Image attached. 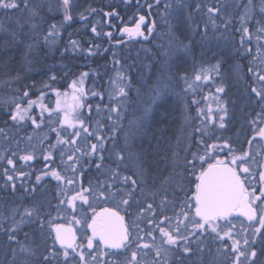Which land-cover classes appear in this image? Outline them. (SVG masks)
Returning <instances> with one entry per match:
<instances>
[{"label":"rangeland","instance_id":"obj_1","mask_svg":"<svg viewBox=\"0 0 264 264\" xmlns=\"http://www.w3.org/2000/svg\"><path fill=\"white\" fill-rule=\"evenodd\" d=\"M100 1L101 0H94L93 2L90 0H70V12L75 19L74 24L64 20L65 13L62 6V0H29V7H35L36 11L38 12V15L35 17H32L28 10L23 6H21L19 11L0 9V66L8 67V70L4 68L0 69L3 70L0 72L1 107L3 105V108L6 106H13L15 101L25 102L24 96L22 95L23 92L28 91V87H34L37 90L43 88L44 85H47L49 80L53 79V77L55 78L57 73L55 70L60 69L61 71H64V73L69 72L68 66L63 63H51L52 70H54V72L49 71L46 73L45 71H41V66H45L42 58L48 56V61H52L55 56V50L60 48V45L64 40L66 41L67 39H76V36L84 37V39L87 40L86 36L89 33V29L92 27L90 22L93 21L92 23L95 27V21L97 18H95L96 20L93 19L82 24L78 23L77 20L88 15L93 9L94 5L98 4ZM125 2L128 3V5L135 4V7H133L132 11L130 12V18H133L135 17L136 11H141V6L145 1L142 2L140 0H136V3H134L132 0H125ZM258 12L261 14L260 11ZM56 16L59 19L55 20L54 18ZM101 21V27H104L105 29L107 28L105 36H108L107 34L111 33V31L106 26L105 18H103ZM33 25H35V27H33ZM52 25L56 26L55 29L52 28ZM248 26L249 25H247V27ZM260 27H264V25L259 23L251 24V28L254 31V35H251L253 45L251 46L250 51H248V49H250L248 45L247 49L245 50L246 54L248 52L249 55L257 53V64L261 67V69H264V47H262V45H264V37H262L260 40H257V29ZM176 30V26L167 24L165 35H167V37L169 35L173 37L176 34ZM45 37H47V42L45 41ZM78 39L80 38L78 37ZM69 40H67V44ZM246 41H248L247 37ZM211 42L213 43V48L215 51L219 52L220 54L221 52H224L225 55H228L226 50L231 46L226 47V43L228 42H225V39L221 35L212 36ZM223 43H225V46ZM236 43H241V40ZM165 47V51L161 52L162 54H165L161 56L163 61L162 63H164L165 66L170 67L173 65V63H178V61H185V56H181L184 55V53L179 51L177 46L173 47L171 44L167 43ZM233 47L236 48L235 46ZM17 52L18 54L20 53V57L18 55V58L15 60L13 56H16ZM71 52L70 46L67 45L62 53L58 52L56 54L57 59L59 62H61L60 59L63 57L62 55L67 56ZM1 54H7V56L11 57L6 62L4 59H2L3 57ZM145 54L146 52L144 51L143 55ZM215 57L218 59L222 57V55ZM244 58L245 55H243L239 60L237 58L233 59L232 64L229 63L231 66L227 68L222 67L221 62H217L208 65L205 71H202L203 69L190 70V73L185 75L177 73V77L170 76L171 72L169 70L171 69L166 67V71L163 72L161 78H158V75H155L156 78L154 82L156 90H163V92H161L159 96L158 94L155 95L154 98L149 97V100H146L145 103L140 104L141 107L144 106V108L142 115L138 117V119H140L139 122L144 124L146 123L147 126V120H151L152 117H155L157 123L156 127L153 129L154 131L149 134L145 130V133L142 134L137 131L136 128L131 127L132 140L135 139L134 143L131 142V139L128 143H126V139H124V133L122 132H116L117 134L114 136V141L112 142H109L108 138H106V152L104 153L105 158L103 160H98V163L101 164L100 170L95 168V163L93 166H90L89 171L91 173L92 170H94L96 175H98L103 180L101 183L113 182L109 179L113 170L118 172L120 176H132L133 179H137L138 187L133 194L142 195L141 193H146V195H142L143 198L138 202L140 205L136 204L131 209L132 213L129 212L130 214H128L130 221L129 225L134 232L140 231L138 233L140 234L143 232L142 229H148L150 231L154 227L153 225H149L148 221L144 219L139 220L140 217H138V215L141 213V209H145L142 212H145L148 215L146 218L154 219L157 222L160 219H163L164 216L170 217L171 221H165L163 226L169 231L175 228V222H177V217H179L181 212L180 206L184 204L185 201H191V198L195 194V185L198 181L197 178L199 173L202 170V167H207L206 164L202 165L198 159L194 160V157L204 155L205 149L208 145H221L227 142V144L231 147V152H229L227 148L219 152H217L215 149L209 152V155L217 156L219 159L224 160L230 159L233 154L240 155L246 151L251 152L257 160V153L260 154L264 150V139L258 137L254 131L257 126L264 127V123L261 122L264 120V102H261L260 99L256 97L255 94L250 90L251 96L253 98L249 102L244 98V103H242L243 109L239 108L238 114L234 113L237 105H240L241 107V97L239 94L237 95V91L239 90L235 89V86H247L248 84V86L251 87L250 82L255 81L258 83V79H256L257 77L255 78L253 76L254 72H246L244 70L245 66H242L245 65L243 62ZM76 59L78 60V56ZM78 64L80 65L77 73L80 76H85L83 75L86 73L84 70L88 66L89 62L86 61L84 63ZM141 65H145L144 68L148 69L145 61H143ZM181 71H184V69ZM257 73L264 74V72ZM28 75L30 76L28 77ZM79 75L78 77H80ZM108 75V79L105 82L103 88L100 82L95 88H87L81 84L80 80L77 82V88H82L84 94H90V97L93 96L95 99L100 97L99 102L103 100L104 111H102L105 113H100L99 117L101 119H106L105 121L111 120L110 124L113 125L115 129L119 130V116L123 115V113L127 111L128 107L125 101L128 99L130 91L127 87L118 86H126V83L129 85L130 78L124 73H121L120 70L116 71L115 69H113L111 72H108ZM197 75H200L202 79L196 80L195 77ZM123 76H126L127 78H124ZM205 76L210 77V79H204L203 77ZM156 80L158 81L156 82ZM224 86L227 88L226 91L222 93L216 92L217 87L224 88ZM121 88H123L126 92L123 95H121L119 91ZM66 89H68L66 91L67 103L73 102L71 100V96L73 94L79 93H74L72 87H68ZM17 90L19 93L21 92V95L17 92ZM150 92L151 89L148 86L147 93L149 94ZM93 93H95V95ZM90 97L87 96L86 99L89 100ZM81 103L84 106L86 105L83 103V100H81ZM160 104L164 107L162 108L163 111H168L163 113L159 109ZM221 104H223V106H225L228 110V115L224 120L225 128L223 129L219 127L218 119L219 116L222 115L220 112ZM168 105L169 107H167ZM64 108L61 110L63 111ZM69 108L70 106H68V109ZM112 109H116V111H112ZM158 109L159 112L161 111V113L156 111ZM38 113H40V111ZM45 116L47 117V114H45ZM213 117L216 119L213 120ZM252 121H257V123L253 124ZM51 122H53V120H51ZM37 123L42 124L40 128L37 129H43L45 126L44 120ZM29 125L32 127L33 124ZM43 136L44 132H42V135L39 136V140H41ZM253 137L256 138L253 139ZM116 141L119 142V145L116 144ZM249 141H251V144H249ZM122 144L129 146L128 148L130 149L125 148ZM136 145H139L140 147H137ZM28 153L32 154V152H20L21 155H26ZM116 153H119L125 158L123 163L119 166H117V164L114 162L116 159ZM7 155L8 153L5 154L4 152H0V157H3V159H0V193L3 192L2 190L4 188L3 171L6 168V160L10 158L6 157ZM36 155L39 156L38 154ZM110 155L111 158H109ZM188 161H192L195 166L193 167L189 165ZM72 167H75V165H72ZM251 167L254 171L256 165H252ZM78 169L79 168H77V170ZM133 173H143L144 180L147 182L142 183L137 176L133 175ZM61 175H64L67 179L77 180L76 174L68 171V165H65V169ZM96 185V182L87 179L82 187L87 188L91 186L95 188ZM120 187L125 188L127 186L121 184ZM76 188H80L77 183H74L73 185H66L64 183L59 185L61 192L63 191L66 194L70 193L72 189ZM42 191H44V189H42ZM60 197V201L65 199V195L61 194ZM42 198H45V196ZM90 202L94 203L97 211H99L101 207L107 206L114 208L115 210L118 209L117 211L123 213L128 212L126 207H129L120 205L118 200L115 202H101L91 201L90 198ZM149 203L153 205L154 215L146 210L147 204ZM22 204L23 202L20 203V206ZM41 204H43V207L41 208L29 205L25 206L24 208H21L20 206L14 208L12 204L7 209L8 212L4 213L5 215L9 216V226L12 229L16 228V223L21 221L22 217L24 222L27 220H33L35 222V224L33 222V233L28 232L27 230L29 229H27L24 224H21L20 228L17 229L15 241L13 242L17 244L15 251L18 259L24 258L20 254L19 248L25 245L33 249V251L36 253L35 257L40 253L42 256H44L46 254L44 253L46 250V242H49L51 239L49 233L51 231L52 225L54 224L59 223L64 224L65 226H76L77 230L82 236L83 225H76L72 222V217L74 215L77 216V219L80 217L76 212L69 210L66 204L61 205L59 203V207L63 210L59 211L58 214H55V219L52 220L51 218V220H49L50 222L45 221L46 217L42 216V211L43 214H46V202L42 203L41 201ZM131 204L132 202L129 200V205ZM10 207L12 208L9 211ZM79 207L80 205L77 204L78 209ZM33 209H39V218L33 216L31 219H29L24 215L26 210ZM85 210H87V206H85ZM188 210V208H185V211ZM88 215L91 216L92 213L88 211ZM1 216L2 215H0V237L4 233V226L3 222L1 221ZM180 219L183 218L180 217ZM40 221L44 222L43 231H41L40 228ZM139 221L141 222L140 224ZM36 223L38 225H36ZM184 223L188 224V228L194 231L188 221H185ZM232 223L236 225V227L232 230L235 238L241 239V236L238 235L239 233H246L251 238L254 227L250 226L249 224L242 223L239 220H232ZM253 225L257 226L256 224ZM181 229L183 230V225H181ZM23 230H25L22 235L24 239H18ZM157 231L158 230H152V236L156 238V244H160L161 236L156 235ZM51 232V235H53V231ZM25 233H27V236H25ZM82 238L83 240L85 239L83 236ZM200 240H202L203 243H200ZM200 240H197V237L195 236L192 237V245L194 248L198 249V247L200 248L201 246H204L203 244H205L207 241H210V243L213 241V244L215 243L217 248L213 249L215 253L213 261H216L217 264H231V262L224 263L223 255L220 253V250L217 246L219 240L216 241L213 235L208 234V231L204 232L203 236L200 237ZM144 243H152L151 237H145ZM241 243H243L242 239ZM83 246L84 245L81 247ZM261 246V242L256 243L259 264H264V256L259 255ZM175 248L176 247L173 246L167 257H156L155 248H153L147 253V257H145V259H148L149 261L159 260L160 264H179L178 262L181 259V255H176L175 258L173 257ZM58 250L60 253L61 250L59 248ZM101 250L105 251L102 248ZM85 252L86 259H88L89 264H94L88 255V250H85ZM93 252H95V249ZM105 252H107V250ZM60 255L61 261L64 262L62 254ZM107 258L108 257L106 256L99 258V264H105ZM231 259L232 254L230 252V260ZM69 260H72L73 264H75V260H73L72 257H69ZM148 260H145L147 264L149 263Z\"/></svg>","mask_w":264,"mask_h":264},{"label":"snow or ice","instance_id":"obj_2","mask_svg":"<svg viewBox=\"0 0 264 264\" xmlns=\"http://www.w3.org/2000/svg\"><path fill=\"white\" fill-rule=\"evenodd\" d=\"M159 3V0H157ZM69 5L70 0H62V6L64 9V20L69 21L72 19L69 15ZM23 6L28 10L29 14L32 17L38 15L35 7H29V0H0V9L3 10H16ZM222 7V6H221ZM221 7L209 8V14H218L221 12ZM151 8V5H149ZM199 8V5H197ZM245 12L241 16L240 23L241 28L240 32L242 33L241 44L244 42V38L247 37L251 40V35L247 25V17L251 14V11L254 8L252 0H248V3L244 6ZM183 10L182 8L180 9ZM259 11L264 15V0H260ZM110 15V14H109ZM145 21L144 16L139 17V22L136 23L135 29H123V31L128 32L129 35H140V26ZM35 27V25H33ZM55 25H52V28L55 29ZM92 31L95 33L96 29L93 28ZM257 40H260L264 37V27L257 29ZM111 36V33L107 34ZM47 42V37H45ZM73 47H75V42H73ZM264 47V45H262ZM250 51V49H248ZM253 71V69H249ZM83 75H87L84 73ZM258 81L262 83V87L258 90L257 88H252L251 92L255 94L256 97L260 99L261 102H264V74L256 73ZM204 79H210V77H203ZM54 79V77H53ZM196 80H201L202 77L197 75ZM82 83V81H81ZM71 87L74 90V93H79V95L73 94L71 100L73 104L71 109L73 112L81 108L83 105L81 103V97H83L84 92L82 88H77V82H73ZM120 94H124V89L121 88ZM217 93L224 92L223 87L216 88ZM95 95V93H93ZM24 97L28 96V92L25 91L22 94ZM59 95V94H58ZM44 93H40V99L42 101ZM37 103L34 100H28L27 106L22 107L21 102L15 101L13 103L14 111L11 112L10 119L14 122H22L25 119L31 121L36 128H40V124L37 123L34 117L28 115L33 106ZM195 103V101H194ZM57 109H60L61 104L65 105L63 119L58 121L61 127L64 126L70 128H76L79 124V128L71 133V139H61L60 131H56L57 135V145L61 146L60 151L63 153L64 149L69 145L72 146L70 154L67 155V160L72 161V164H77L76 154L79 153L81 156L87 158L95 154L97 160H103L104 153L106 152L105 143L106 138L101 135H96L95 139L97 143H92L88 147L90 151H82V145H77V139L80 137L81 130L87 135V128L84 127L83 121L79 120V117H75V122L69 119V111L67 106V97L62 101L57 100ZM41 112L40 117L43 121L44 112L47 110L46 106L43 103L40 104ZM116 111V109H112ZM220 112L222 115L219 116V127L225 128V117L228 115V110L223 104L220 106ZM52 111H48V117L51 119ZM213 120L216 118L213 117ZM264 123V120L261 121ZM253 124H256L257 121H252ZM66 130V129H65ZM254 131L256 135L261 139H264V127L257 126ZM0 132H3V129H0ZM87 135L85 140H87ZM256 137H253L255 139ZM31 139V137H29ZM108 139H112L111 137ZM251 144V141H249ZM57 145H52V148H55ZM227 148L231 152L230 145L227 142L222 145L211 144L208 145L205 149L204 155L199 157H194L198 159L201 164H206L207 167H202V170L198 176V182L195 185V194L191 198V201H185L182 204L181 212L179 217H177L176 226L173 230H167L163 225L165 221H171V218L164 216L163 219H160L158 222L154 219H149L148 224L153 225L152 230H158L161 236V243L156 244V238L152 236V230L147 234L151 237L152 243H143L140 244L136 241L143 239V237L137 236L136 240H133L131 234L129 233L128 228L124 224V217L120 215L118 211L111 207H101L97 211L96 206L91 201H101V202H115L119 201L120 205L130 206L129 200L132 199V194L135 192L138 187L137 179H133L132 176H120L118 172L113 170L112 175L109 177L112 183H97L96 187L91 186L87 188H76L72 189L70 193L66 194L63 191L62 195H65V199L61 200L59 203L61 205H67V208L72 212H76L79 215V219L74 215L72 217V222L76 225H83L82 236L86 239V244L83 247L76 245L77 235L76 230L64 224H54L51 227V231L55 232L54 244L58 242L60 247V253L55 251L49 252L48 255L42 256L43 264H52V259H55L57 255L62 254L64 259V264H73L72 260H69V257H72L75 260V264H89L88 259H86L85 249L88 250V255L94 264H99V258L108 257L109 259L105 261V264H121V257L124 258L123 264H142L143 256L138 259V254L144 252V250H152L155 248V256L167 257L171 252L173 246L176 247L177 251L181 255H188L192 253V237H197V240H200V237L203 236L205 231H208L209 235H213L216 240L224 241L231 240L230 252L232 254L231 264H259L258 253L256 250V239L257 235L261 236V247H260V256H264V186L260 187L259 193L254 186H251V180L256 179L258 176V181L264 184V162L259 163V171L254 173L252 165H257L256 157L251 152H243L240 155L233 154L230 159L224 160L219 159L217 156L209 155V152L212 150H217V152ZM15 155V153H13ZM259 155V153H257ZM116 159L115 163L117 166L123 163L124 156L119 153L115 154ZM35 157L28 153L26 155L20 156L19 159L25 162L32 161ZM44 160L49 161L53 159L51 152L48 155H45ZM63 159V156L61 157ZM111 158V155L109 156ZM3 159V157H0ZM212 161V162H210ZM6 163L12 166L13 171H15V164L12 159H7ZM188 164L195 166L192 161H188ZM95 168L100 170L101 164L96 163ZM68 171H71L73 174L77 173V168L69 166ZM4 174L6 176V182L9 183V186L14 190L16 184L13 182V175L8 174V169H4ZM51 175L57 182H66L68 185H73L78 183L74 179H66L64 175H61V172L56 169H51L50 173L45 172L44 175ZM24 175V173H20ZM79 175H83V172H80ZM137 176L142 183H146L144 180L143 173L137 174ZM242 176L244 177L242 179ZM118 178V179H117ZM37 181L41 179L40 176L36 177ZM246 181H248V186H246ZM126 185L127 187L122 188L120 185ZM23 186V185H22ZM130 189V190H129ZM143 191V190H142ZM79 203L80 207L77 208ZM191 205V207H190ZM87 206V210H85ZM185 208H188V211H185ZM194 209V211H193ZM145 209H141L144 211ZM147 211L154 215L153 205L151 203L147 204ZM88 211L92 213L91 216L88 215ZM259 213V217H258ZM29 219L33 216L39 218V209L26 210L24 213ZM234 215L242 216L246 218L249 222V225L254 227V231L251 234V239L246 233H239L241 239L235 238L233 235V229L236 227L232 223L230 218H233ZM182 217L183 219H180ZM188 221L191 224L192 229L188 228V224L184 222ZM252 222H255L254 226ZM24 223L23 217L21 221L16 223V228L11 230V234L8 235L10 241H15L16 231L20 228L21 224ZM183 225V230L181 229ZM40 228L43 231L44 222L40 221ZM90 229V235L87 234V230ZM27 236V233H25ZM99 243H95L96 241ZM200 243H203L200 240ZM133 244H135V249L133 250ZM101 247L108 249L109 251L105 252L101 250ZM95 249V252L92 250ZM71 250V251H69ZM198 251H200L198 247ZM20 254L24 257L23 259H18L16 251L12 250V264H32L30 257H34L36 253L29 246H21L19 248ZM147 255V253H144ZM155 264H160L159 260H155ZM213 264H217L216 261H213Z\"/></svg>","mask_w":264,"mask_h":264},{"label":"trees","instance_id":"obj_3","mask_svg":"<svg viewBox=\"0 0 264 264\" xmlns=\"http://www.w3.org/2000/svg\"><path fill=\"white\" fill-rule=\"evenodd\" d=\"M93 2L94 0H90ZM134 3H136V0H132ZM98 6L105 12H113L115 18L127 21V19L130 18V12L132 11L133 7H135V4L128 5V3L125 2V0H101L98 4L94 5ZM93 7V8H94ZM105 18L102 14L97 15V20L95 21L96 26H93V21L90 22L92 24L91 28L89 29V33L86 36L87 40L84 39V37L76 36V39H67L61 43L60 48H57L55 50V56L52 61H48V56L42 58L44 61V65H47L50 63L51 68L52 64H66L69 68V72L64 73V71H61L60 69L55 70L56 76L54 79L49 80L47 85H44L43 88L40 90H37L34 87H28V96L25 98V102H21L22 107L27 106L28 100H34L37 101V103L33 106L31 111L28 113L29 116L34 117L37 122H42L40 113L41 107L40 104L43 103V105L46 106V111L44 112V118L45 126L43 129H37L35 125H32L30 123V120L25 119V121L22 122H14L10 119V113L14 111V106H6L3 108V106H0V128L5 127L6 129H17V133L21 139V150L19 152H4L5 154L8 153L6 157H10V159H16L17 157L23 156L20 154V152H32L34 156L37 157V161L35 162V169L34 172L31 173V175L25 179L15 178V184L16 188L13 190L9 183L6 182V176L3 171V183L4 188L3 192L0 193V215L1 221L3 222L4 226V233L0 237V264H12L13 256H12V250H16L17 244L15 242L10 241L8 239V235L11 234L12 228L9 226V216L5 215L4 213L8 212L7 209L10 205L13 204V207L20 206V203L23 202V204L20 206L21 208H24L25 206H36L38 208L43 207L42 203L46 202V214H43L42 216H45L46 220L49 221L54 218L55 214H58L59 211L63 210L59 207V201H60V195L61 190L59 189L60 184H66V182H57L50 174L44 175L45 172H49L51 169H56L63 174V170L65 169V165L72 166V161L67 160V155L70 154V150L72 149V146L69 145L67 148L64 149L63 153L60 151L59 145H57V135L56 131H53V129H56L60 131L61 133V139H71V133L76 131L79 128V124H77L76 128H70L67 126H64V128L61 127L60 123L58 121L63 119L64 111L61 109L65 107V105L61 104L60 109H57V100H64L66 97V91L68 87H71L72 83L80 82L82 81V85L85 87H97L100 84L102 85V88L105 85V82L108 79V72H111L113 69L116 71L120 70L121 73H124L126 76L130 78V84L126 86H118V87H127L130 91L128 95V99L125 101L127 104V111L123 113V115L119 116V123H118V129H115L113 125H111L110 121H105L106 119H101L99 117L100 113H105L104 106H103V100L99 102V98H94L93 96L90 97V94H84L83 97H81V100H83V103L86 105L82 106L75 112L72 111L71 105L73 102L67 103V106H70L68 109L69 111V119L75 122V117H79V120L83 121L84 127L87 128L88 133L91 135H87L81 130L80 137L77 139V145H82V151H90L89 145L92 143H97V140L95 139L96 135L104 136L105 138H112L108 139L109 142L114 141V136H116L117 133H124V139H126V143H128L131 139V142H135V139L132 140V128H136L137 131L144 134L145 130L151 134L156 127L157 120L155 117L148 119L146 126V123H140V117L143 112L144 106L141 107L140 104L145 103L146 100H149V97H155V95L158 94V96L163 92V90H156L155 88V75H158V78H161L163 75V72H165V68L167 66L162 63L161 56L165 55L162 54V51H165L166 47H163L161 45V41L159 38L160 35L157 34V36L154 37V39L149 43H136V44H130V45H124L122 47H113L110 44L109 37L105 36V32L107 31V28L105 29L102 26V19ZM59 19L57 16L54 18ZM117 19H114L113 21L116 22ZM70 25V23H69ZM176 26V24L174 25ZM249 27V33L250 35H254V31L251 28V24ZM95 28L96 32L93 33L92 29ZM177 29V26H176ZM175 34V33H174ZM76 35V34H75ZM78 37L80 39H78ZM72 38V37H71ZM169 43L175 47L177 46L179 51L183 52L181 48L185 43H188V45H191V37H184V35L181 33L180 29L176 30L175 36L171 37L168 36ZM73 42H75V47H73ZM69 45L71 48V53L69 55L61 57V62L57 59L56 54L62 53L63 50L66 48V46ZM181 45V47H180ZM248 45V44H247ZM251 50V46H250ZM138 51V52H137ZM144 51L146 52L145 55H143ZM176 51V50H175ZM178 51V50H177ZM7 52V51H5ZM2 55V54H1ZM18 55L13 56L16 60L18 58ZM245 55V58L243 59V62L245 63L244 70L246 72H254L253 76L256 78L255 75L257 72H264V69H261V67L257 64V53H253L252 55H249L248 52ZM243 55H222L220 58L216 57H205L201 55L200 53H193V54H184L181 56H185V61H178V63H173L172 66L167 67L170 68L169 70L170 76L177 77V73L181 75H185L187 73H190V70H200L205 71L208 65L213 63H219L221 62L222 67H230L229 63L232 64L233 59H240ZM78 56V60L76 57ZM187 56V57H186ZM2 59L7 62V60L10 59L11 56H7V54L2 55ZM179 57V56H176ZM228 57V58H227ZM20 59V58H19ZM86 59V60H85ZM88 59V60H87ZM3 61V62H4ZM88 61L89 64L85 68L84 72L87 73L86 76H80L77 72L79 69L78 63H84ZM145 61L146 66H148V69H145V65H141V63ZM59 62V63H58ZM176 62V61H175ZM236 65V64H233ZM253 69V71H249V69ZM184 69V71H181ZM8 70V69H7ZM222 71V70H221ZM9 72V71H8ZM47 71L46 73H48ZM50 72H54V70H50ZM146 72V73H145ZM45 73V72H42ZM31 75V74H30ZM28 75V77L30 76ZM78 75L80 77H78ZM151 75V76H150ZM122 76V75H121ZM126 76H123L124 78H127ZM250 77L249 75H247ZM180 78V77H179ZM257 79V78H256ZM158 80H156L157 82ZM231 82V80H230ZM251 87L248 86H235V89H238L237 95L241 97L240 105L236 106V110L234 111L235 114H238V109L242 108V103L244 98L246 101H250L253 97L251 96L250 90L254 87L258 90L262 87V83L260 81L250 82ZM154 85V86H153ZM148 86L151 89V92L153 93H147ZM225 90H227L226 86H224ZM162 89V88H160ZM19 90V89H18ZM17 92L19 93V91ZM156 91V92H155ZM43 92L44 96L41 101L40 99V93ZM124 93H126L124 91ZM21 95V92L19 93ZM59 94V95H58ZM79 95V94H76ZM87 96H89V100H87ZM169 107V105L167 106ZM161 106L159 109L165 113L166 110L163 111ZM166 108V107H165ZM159 109L156 110L159 112ZM243 109V108H242ZM103 110V111H102ZM48 111H52L51 119L48 117ZM161 111L159 113H161ZM47 114V117L45 116ZM140 114V115H139ZM144 114V113H143ZM153 115V114H152ZM169 115V114H168ZM236 119V116H235ZM53 120V122H51ZM150 120V121H149ZM102 121V122H101ZM152 122V123H151ZM31 124L32 127L29 125ZM42 124H40L41 126ZM150 126V127H149ZM132 127V128H131ZM66 129V130H65ZM44 132L43 138L39 140V136L42 135V132ZM117 132V133H116ZM87 135V140H85V136ZM31 137V139H29ZM24 139V140H23ZM138 144V142L136 141ZM116 144L119 145V142L116 141ZM52 145H57L55 148H52ZM123 145V144H122ZM222 145V144H221ZM125 148H128L129 146L123 145ZM137 147H140L139 145H136ZM41 148V150H40ZM130 149V148H128ZM51 152V155L53 159L46 161L44 160V156L48 155V153ZM15 153V155H13ZM38 154L39 156H37ZM63 156V159L61 158ZM77 157V163L75 164V168H79L76 173V178L78 181V186L82 187L84 183L89 180H93L96 183H101L103 180L96 175L95 171L92 170L90 173L89 168L90 166H93L95 163H98V160L96 159L95 154L88 156L87 158L81 156L79 153L76 154ZM128 161V160H127ZM138 168V167H137ZM7 164H6V168ZM80 172H83V175H79ZM40 176L41 179L37 181L36 177ZM67 179V178H66ZM23 185V186H22ZM9 187V188H7ZM44 189V191H42ZM142 195H146V193H141ZM132 199H130V202L132 204L129 207H126L128 212H125L127 216L132 213L131 209L138 203L143 196L140 194H132ZM45 198H42L44 197ZM21 199V200H20ZM148 200V199H147ZM45 206V205H44ZM12 207H10L9 211ZM139 210V209H138ZM141 211V210H140ZM148 216L145 212L139 213L138 217L140 219H144L146 221L149 220V218H146ZM33 220H27L23 224L27 227L28 232L33 233ZM50 222V221H49ZM40 223V222H39ZM141 222L139 221V224ZM35 224V222H34ZM36 225H38L36 223ZM36 227V226H35ZM35 229V228H34ZM23 230L21 232V235L18 237V239L23 240L24 237ZM40 231V230H39ZM17 234V231H16ZM51 236V239L49 242H46V250L44 253L45 255H48L49 252H57L59 253L58 248L60 247L57 245V243L54 244V236L51 235L52 232L49 233ZM218 241V240H216ZM218 249L220 250V253L223 255V261L224 263H230L232 259L230 260V245L232 243L231 240L226 241H218ZM193 243V241H192ZM204 246H201L198 251V249L194 248L192 245V253L188 255H181L179 252L177 253L175 248V253L173 254V257L175 258L176 255H181V259L179 260V264H213V259L215 257V253L213 251L214 248H216L215 243L213 244V241H207ZM18 248V247H17ZM42 248V247H41ZM217 249V248H216ZM217 259V257H216ZM30 260L32 264H43L42 255L41 253L38 256L30 257ZM177 260V259H176ZM52 264H64V262L61 261V255H57L55 259H52Z\"/></svg>","mask_w":264,"mask_h":264},{"label":"flooded vegetation","instance_id":"obj_4","mask_svg":"<svg viewBox=\"0 0 264 264\" xmlns=\"http://www.w3.org/2000/svg\"><path fill=\"white\" fill-rule=\"evenodd\" d=\"M143 1L145 2L141 6V11H136L135 17L129 18L127 19V21L119 20L117 19L119 17L115 18L113 12H105L98 6H95L90 11V13L86 15V17H89H87V19L83 23L91 21L97 18V15L102 14L105 17L106 26L111 31V36L109 37L110 44L113 47L118 48L124 45L136 43H149L154 39L155 36H157V34L160 35L159 38H161V45L165 47L167 43L170 42L167 35H165L167 24H176L177 29L181 30V33L184 35V37H191V41L193 40L190 46L188 45V43H185L181 48L184 54L200 53L205 57H215L220 55L224 56V52H221L220 54L213 48V43L211 41L212 36L214 35H221L225 39V42H228L226 43V47L231 46L226 50V53L228 55H243L245 53V49H247V44L248 47L253 45V41L249 39L248 41H246V37L244 38L243 44L236 43L241 40L242 37V33L240 32V19L241 16L244 15V6L248 3V0H159V3H157V0H142V2ZM259 3L260 0H252L254 8L251 11V14L247 17V25L258 23L264 25V15L261 16V14H259L258 12ZM149 5H151V8H149ZM197 5H199V8H197ZM214 7H221V12L218 14H209L208 9ZM181 8L183 9L182 11L180 10ZM185 8H188L189 10ZM140 16H144L146 19V24L141 27V31L146 37V40H143L142 38L130 39L128 35L124 37H118V34L123 27L134 26L139 20ZM114 19H117L116 22L113 21ZM72 20L73 22H75L74 18ZM70 23L74 24L72 22ZM223 44L225 46V43ZM233 46H235L236 48H234ZM2 68L7 69L8 67L0 66V69ZM205 68L207 67L205 66ZM40 70L45 72L52 70L50 63L43 67L41 66ZM2 71L3 70H0V72ZM0 129H3V132H0V151L6 150V152H19L21 150V139L17 133V129H6L5 127H1ZM34 157L35 158L29 162L20 160L19 157H17L16 159L13 158L12 160L14 161V164L16 166L15 171H13L11 165L7 164L8 174L13 175L14 180L15 178H19V180H22L29 177L35 169V162L37 161V157ZM257 158L258 163L255 170L253 171L254 173L260 170L258 164L264 162V150L257 156ZM20 173H24V175L21 176ZM243 178L244 177L242 176V179ZM14 180L13 182L15 183ZM248 183L249 182L246 181V186H248ZM251 186L256 187L257 193H259L260 187L264 186V184L258 181L257 176L256 179L251 180ZM120 215L124 217L132 239L136 240L137 236L143 237V239L136 241L140 244H143L145 237H149L147 234V231L149 230L146 228L145 229L147 231L142 229L143 232H141L140 234H138L140 231L134 232L129 225L130 221L126 213L123 212L120 213ZM230 219L239 220L242 223L249 224L246 218L242 216L234 215V217ZM252 224H255V222H252ZM71 227L76 230V235L78 237L77 245L82 246L86 244V239L83 240L81 234L77 230V227ZM262 232H264V230H262ZM87 234L90 235V229L87 230ZM156 235H160L159 231L156 232ZM255 239L256 243L261 242V236L257 235ZM95 243H99V241L97 240ZM101 248L105 251H109L108 249H104L103 247ZM133 250H136L135 244H133ZM145 252L148 253L149 250H144V252L138 254V259L143 256L142 264H147L146 261L148 259H145V257H147V255L144 254ZM120 259L121 264H123L124 258L121 257ZM148 264H155V261H149Z\"/></svg>","mask_w":264,"mask_h":264},{"label":"water","instance_id":"obj_5","mask_svg":"<svg viewBox=\"0 0 264 264\" xmlns=\"http://www.w3.org/2000/svg\"><path fill=\"white\" fill-rule=\"evenodd\" d=\"M89 17V16H88ZM86 18H81V19H79L78 21L79 22H83L84 20H85ZM139 22V20L137 21V23ZM146 24V19H145V21L141 24V26H140V32L142 33V31H141V27L143 26V25H145ZM135 26H136V24L134 25V26H130V27H123L122 29H121V31H120V33L118 34V37H124V36H129V38L130 39H139L140 37H142V39H145V36L143 35V33L142 34H140V35H129V33L128 32H125V31H123V29H125V28H127V29H135ZM124 224H125V226H126V223H125V220H124ZM127 227V226H126ZM54 236H55V232H54ZM77 242H78V237H77V240H76V245H77ZM57 244H58V242H57ZM59 245V244H58Z\"/></svg>","mask_w":264,"mask_h":264}]
</instances>
